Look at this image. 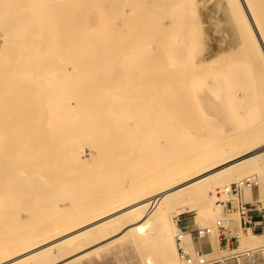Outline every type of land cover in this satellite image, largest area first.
I'll return each mask as SVG.
<instances>
[{
  "label": "bare ground",
  "instance_id": "6f19581e",
  "mask_svg": "<svg viewBox=\"0 0 264 264\" xmlns=\"http://www.w3.org/2000/svg\"><path fill=\"white\" fill-rule=\"evenodd\" d=\"M136 1L138 2V0H0V35L3 39L2 47H0V56L3 62L1 64L0 61V77L2 79L8 77L7 79L12 81L11 86H13L14 83L19 84L20 80L24 81L26 78L21 79L23 77H19V81H17L18 78H15L14 82L11 77L31 74L35 68L36 73H38L40 69V77L36 75L39 77V79L37 78L38 81L41 79L40 91L38 90L41 93L38 96H42L43 93H46V95L49 93V97L47 96V98L46 96L43 97L45 94L42 97L39 96L40 99L43 98L41 102L44 105L41 103V106L38 105V108L36 107L39 102L34 101L33 95L27 97L30 101L32 99L31 102H38L35 105L36 107H34L35 109L32 106L31 112L27 113L25 112V108L24 111L17 104L21 102V99L16 101L17 103L13 101L14 99H10L14 102V105H18L17 112L12 108L14 105H8L11 101H8L9 98L6 94L7 88H10L7 79L5 82H7L6 86L8 87H4L5 90L2 88L0 90V158H3V160L0 159L3 162H0V209H3V211L0 210V218H2L1 212H4V216L7 215L6 217L10 215V220L6 217L7 220L2 218L3 220L5 219V226H2L3 222H0L2 224H0V264H68L75 259L87 255L92 250L114 245L118 240L121 242L130 241L139 243L145 253L150 250V255L147 257H145L147 253H143L144 264H181L175 246L176 227L178 224L176 220H172V214L175 213L176 209L179 208L182 213L190 211L205 212L210 216L219 207L214 202L216 198L210 195V192H214L216 185L224 186L225 182L233 178L237 179L238 176L242 177L245 174L248 175L249 172L259 173L262 171V164H264V131L250 132L252 139L248 144H243L242 141L233 143L231 140L217 144L216 141L210 142L208 136L202 138L201 135H206L205 132L201 131L204 129L203 127H200V130L196 128L194 130L192 127L195 117L198 118V116L194 115L192 110L196 107L193 105L194 108L190 107V99L185 97V94L188 93L193 81L208 74L210 67L216 65H219V67L225 65L224 67H226L227 63H223V56L220 59L215 58L211 60L210 63L213 64L210 67L203 68L193 66L191 63L192 58H190L193 54L187 55L188 57L184 55L186 59H189L190 66H193V69H189L187 66L192 71L189 72V75L187 74L189 77L186 74L183 75L184 79L181 77V73L179 77H177L178 74H172L178 78L177 81L171 75L169 79V73L167 75L165 72V68H172L173 73H177L178 62L181 61L180 58L184 59L179 56V45L174 44V42L168 43V41L164 40L167 34L165 31L167 28H172L173 33H175L172 35L177 38V42L175 43L186 44L184 43V41L186 42L185 39H188L192 34L187 29L186 35L189 33L190 36L185 38V27L190 25L191 30L193 28L191 25L192 18H188L191 13L186 11V14L189 13V15L185 14L187 16L186 20H190L191 23L188 25L186 24V20H184L186 23L183 22V19L186 18L183 10L185 11L193 7L188 5L189 8L185 9L186 5L189 2L191 3V0L185 4L183 3L186 0H183L184 2L180 0L183 3L178 0H148V2L140 0L139 3L141 4V1L145 2L142 8L136 4ZM177 2L182 3L184 9ZM227 2H229L232 14L236 18V24L239 28L238 30L241 31L242 40L245 41L248 49L250 48L249 50H245L246 53H244L245 51L242 46L241 52L238 50L237 53L239 54L240 52V54L243 53L246 56L250 52L248 55L250 56V60L248 59L247 61L257 62L256 65L252 64L256 73V76L254 73V80L259 82L260 89H264V0H227ZM128 7L130 8L129 11L126 10ZM146 7L149 11H146ZM179 7H181L182 11H180ZM137 8H140L142 11L144 9V12H146L139 11L137 13V10H139ZM175 8H178V10H175ZM179 11L183 14V19L181 15V18L179 17L180 19L178 20L177 12ZM138 14L140 16L144 14L143 18L141 19ZM163 19L167 21L164 24L162 23ZM145 20L149 21L148 23H146L147 21L144 23L148 26L150 25L151 29L149 30L151 32L145 29L148 27L146 24H144L146 27L139 24V26L142 25L144 27L148 34H142L145 31L142 27H139V30L142 29L143 32L140 30L138 31V35H136L134 32H137L135 30L137 24ZM178 22L186 24L183 30L184 33L180 32L179 25H182ZM160 28L162 31H160ZM162 32L165 35L161 34ZM139 34L142 37H138ZM170 37H172L171 34ZM170 37L168 40H171ZM183 37L185 38L184 40L182 39ZM172 41L175 40L172 38ZM190 41L191 39L189 38L188 42L190 43ZM194 41L195 39L191 42L193 46ZM191 43L189 46L185 45L182 48L190 51ZM191 50L193 49L191 48ZM186 51L184 52L187 54L188 52ZM231 54L235 55V52ZM180 55H183V52ZM3 56L5 57V61L3 60ZM231 59L229 63H231ZM240 60H244L243 57ZM8 62L10 63L3 68V64H7ZM145 62L149 64L150 69L149 71L144 70L146 74H151L152 76L150 75L151 77H147V79L145 75L141 76L143 78L140 79L138 73L141 74L140 72L142 71L140 70L144 68ZM235 62L232 64L234 67L236 65ZM238 62L239 66H242L240 65L241 61L238 60L236 63ZM137 63L145 64L142 69L139 66V70H136ZM180 63L184 64L183 61ZM189 63L186 62V64ZM247 65L244 67L247 68ZM184 66L186 67L185 64ZM236 67L239 69L238 65ZM172 69L168 70V72H172ZM222 69L220 70L221 73H223ZM132 70L135 71V74L138 73L135 75ZM228 70L229 68L226 67V71ZM41 71H43V74ZM178 71L180 72V69ZM203 71L205 72L203 73ZM185 72L188 71L186 70ZM191 72H195L196 77L194 73L192 76L196 80L192 79ZM206 72L207 74H205ZM129 74L130 77L128 78ZM155 74H161L166 79L163 76L161 77V75L160 79ZM228 74H232V71ZM108 75L109 78H117V81L115 79V83H110L107 79ZM32 77L34 78V76ZM131 77H133V81L131 80L130 85L123 89L128 95L125 96V93L123 94L124 91L121 92L123 85H119L122 79L128 83ZM155 77L159 80L156 83H160V87L159 84L156 85L157 88L159 87L157 89L159 95L156 91V95L159 98L155 96V101L157 100L156 103H158L152 105L151 109L149 108V103H155L153 100ZM180 77L182 81H178L181 80ZM229 77H232V75ZM48 78L54 79L53 84H50L51 81ZM143 80L147 81V84L144 85H151L149 87L150 93L147 92V94H150L149 97L147 96L148 101L150 99L148 103L146 102L147 99H144L146 95L145 90H147L146 86L143 88L141 86L144 83ZM161 80L164 83L162 89H160L162 85ZM254 80L252 81L254 82ZM43 81L45 82L43 83ZM137 82L142 83L139 88H142V92L144 90L145 93L140 92L141 90L137 91L136 86H139ZM23 83L19 85L21 89L17 88L18 84L14 85L17 91L19 89H29ZM32 83L35 84L33 80ZM34 84L33 86H35ZM43 84L48 86L54 85L55 87L53 86V88L55 89H51V91L53 90L52 92L50 91L51 93L49 92L50 89L47 90L48 92H43V89H48L44 87L46 85L42 86ZM230 84L232 83L230 82ZM2 85L4 84L2 83ZM24 86L27 88L25 89ZM9 88L8 90L13 89ZM15 88L11 91L12 93L16 91ZM31 89L33 90L34 88L31 87ZM8 90V94L11 93ZM38 91L33 90L32 94L33 92L39 93ZM28 92L30 91L28 90ZM137 92H139L138 95L140 97H142L141 93L143 94L141 98V102L143 101L142 105L144 106V102L147 105L149 104L148 106L145 105L147 108L144 106L146 109L142 110L143 113L139 111L141 115H148L150 113L149 109L153 112L155 110L153 106H156V109L159 108L158 111L164 107L161 109L160 114L156 113L155 110L154 115L150 116V121L148 119L146 121L149 122H145L146 124H150L151 120L155 121L156 113L158 116L160 115L158 120L162 126L155 127L156 129L151 128V130L147 127L148 130H146L144 125L141 127L145 130L138 126L149 115L144 118L141 116L143 119L141 118L142 120L140 119L141 122H139L136 116L138 110L136 111L134 108L133 110L129 109V106L135 103L132 98L138 100ZM229 92L231 93V91ZM15 94L24 95V97L27 95L24 94V91L23 94L22 91L20 93L15 92L12 96ZM30 94L31 92L28 95ZM50 94L52 95L51 97ZM121 94L125 97L121 96ZM38 96L35 98L36 100H38ZM255 97H258V95ZM251 101H253L252 98ZM31 102L29 108L31 107ZM130 102L132 103L129 105ZM190 103H192V100ZM8 106L12 107L9 108ZM139 106L140 108L142 107L141 105ZM8 109L13 112L10 111L12 112L10 114ZM162 111H165V117L162 116L163 114L161 115ZM14 112L17 114L15 115L16 117L14 116ZM161 116L166 120L163 123L167 122V125L173 123L174 128H172V124L170 126L171 130L173 129L172 135L174 138L167 137L171 131L170 126H166L160 121ZM153 117L155 118L153 119ZM138 118H140V115ZM125 119L129 120V122L132 121L134 127L131 128L133 130L137 126L140 127L141 130H135L141 133L144 132V136L146 131L149 132L154 129L160 134H155V136H162L160 139L163 143L161 148H159V143H156L159 141V137H155L156 139L153 137L156 140L153 147V145H149L152 141L147 138V134V137H144L139 132L141 138L148 139L146 143L149 140L151 141L149 144H145L148 146V148L145 147L149 152L144 151L143 154L139 149V154L142 153L146 157L150 156V158H152L151 156H155L152 161L150 160L149 165H144V157L136 154L138 148L137 150L134 149L138 146L137 143H140L142 140L137 138L138 142L135 141V145L133 144L134 146H132L133 140H126L122 136L125 133L122 132L123 130L121 131L123 128L120 121ZM127 120H125V123L123 122L125 128ZM155 122L159 125L158 121ZM152 123L153 125L150 124L151 126H156L154 122ZM195 123H199H197V119ZM118 124L121 127L119 130L122 132V135H120L119 130L115 129L113 131L114 136H116V130L119 136L114 138L111 132L113 128L107 129L106 127L108 126L109 128L114 125L112 127L115 128ZM196 124L195 126H197ZM199 126H202V124ZM159 127L167 128L164 129L166 131H163ZM159 129L164 133L162 132L161 134ZM108 130H111V133ZM104 133L105 135H108L107 133L111 135L106 137L103 135ZM150 133L153 134L154 131ZM131 136L133 138V135ZM103 137H105V140L100 141ZM185 140L189 142L192 140L190 143L186 141V145L189 143V147L187 146L190 148L189 151L187 147L186 149L184 148V142L182 141ZM143 141L145 140L143 139ZM142 143L140 144L142 145ZM179 143L183 145L180 146ZM198 143L200 146L197 145ZM109 144L110 148L113 147L111 155L110 153H106L110 152L107 149ZM152 144H154V141ZM87 145H91L92 154L98 159L97 167L99 171H97L96 175H99V179L102 178L103 172H108L109 168L105 167L108 164L112 166L115 160L118 166L122 165V168L119 169L121 171L124 169L125 171H123L124 174H121L118 169L116 176L119 177L116 181L113 180L114 183L112 182L108 188L99 180L98 183L102 186H98L97 190L100 189V191L98 194L95 193L96 190L95 194L91 192L93 194V197L90 196L91 198H87L86 195V198L82 197L83 192L87 193L86 191L90 187H87L85 190V187L83 186V188L80 185L79 189H84L81 195L83 199L78 200L81 197L76 196L77 199L74 198V188H76H73L72 185L74 179L77 178L78 183L81 184L85 181V184L89 183L92 186L94 183H92L93 181H90V183L88 179H83L85 174H88L85 173L83 175L85 162H82L83 165L81 166L84 170L79 168L82 170V173L78 172L80 174L78 175L79 178L76 177V171L74 172L76 175L74 177H72L74 174L71 176L70 165L76 162L80 163L83 160L82 157L86 153L85 147ZM149 146L152 148L157 146L158 150L162 149L164 155L162 151L161 153L156 151L157 148H155L156 150H152ZM130 147L136 152L130 150ZM138 147L141 148L140 146ZM195 147H197L196 151L192 152L191 150H194ZM174 150L176 151L175 153L172 152ZM184 150L188 152L184 154ZM150 151L159 153L157 155H154V153L153 155H147L151 153ZM169 152L170 155L168 154ZM105 154L108 155L106 156ZM105 156L112 159H109V161L106 159L105 161ZM86 157L88 158V156ZM32 158L34 160H31ZM117 163L112 168L116 167ZM75 166L78 165L75 164ZM92 169L93 167L89 171L86 170L89 173L91 172L87 176H93ZM111 172L112 174L114 173L113 170ZM80 176L82 177L80 178ZM107 176H110V174H107ZM112 177L115 179V173ZM96 186L97 184H95ZM104 186L107 188H105V191L103 190ZM79 189L77 188V192L80 194L81 191ZM2 198L5 200L3 201ZM75 201L78 203L76 204ZM3 205H5L6 210L1 208ZM48 207H51L50 210L55 209V211H49ZM178 231L180 232L181 229L179 228ZM92 233H97V235L92 239H88ZM187 233L189 232H182V243H184L187 249L193 251L194 242L191 234L189 233L190 241L184 240ZM262 237L263 235L252 234L250 236L244 235L241 238L250 247L247 251H255L264 248V238L262 239ZM212 243L213 252H215L218 250L217 240L213 239ZM240 248L247 247L241 246ZM229 251L234 253L237 250L229 249ZM96 254L98 255L97 252ZM207 254L208 256H212L216 253Z\"/></svg>",
  "mask_w": 264,
  "mask_h": 264
},
{
  "label": "rangeland",
  "instance_id": "374dc122",
  "mask_svg": "<svg viewBox=\"0 0 264 264\" xmlns=\"http://www.w3.org/2000/svg\"><path fill=\"white\" fill-rule=\"evenodd\" d=\"M139 1L140 0H138V2L136 1V4L140 7V8H142L143 7V4L145 3H143V1H141L142 2V4L141 3H139ZM147 2H148V0H146ZM178 1H180V0H178ZM183 1V0H182ZM182 1H180V2H182ZM190 0H186V2H182L183 4H185V3H187V2H189ZM192 1H193V3H192ZM205 1H207V2H205ZM180 2H177L178 3V5L179 6H181L182 7V9H184L183 8V6H182V3H180ZM209 2V3H208ZM192 3V4H191ZM191 3L189 2L187 5H186V7H185V9L186 8H189L188 7V5L190 6H193V7H191V8H193V9H188V10H183V14H184V16L186 17V18H184L183 19V14L182 13H180V11H182L181 10V7H179V9H180V11L179 12H177V16H178V20L182 17V19H183V22H185L184 20H186L187 19V16L189 15V13H191L190 14V16L188 17L189 19H191L192 20V23H191V21L189 22V21H187L186 20V24H188L189 25V23H191V25H192V30H191V26L189 25V26H187V27H185L186 26V24H182V22L180 23V22H178V23H180L182 26H183V29H182V26H180L179 25V30H180V32H183V30H184V27L186 28V30L183 32L184 34H185V38H188L187 36H190L189 35V33H188V35H186V31L188 32V30L187 29H189V32H190V34H192L189 38L191 39V41H190V43L192 42V40H194L195 39V41H194V46H193V43H191V48L193 49V50H191V48H190V51H186L185 49L186 48H182V47H184L185 45H188L189 46V42H188V40H189V38L188 39H185L184 37L182 38L183 40L185 39L186 40V42L184 41V43H186V44H184V45H182L181 43H175V42H177V38H176V36L174 37V35H172V34H175V33H173V29L172 28H167V30L165 31V32H167V34H166V37H164V40L165 41H168V43H173L174 42V44H176V45H179L180 47L178 48V51L182 54V52H183V55H180V53H179V56L180 57H183L184 59H182V58H180V62H182L183 61V63L186 65V67L184 66V64H181L180 62H178V66L180 67H178L177 69L179 70L180 69V72L177 70L176 72L177 73H173V69L172 68H165V72H166V74L168 75V73H169V79H170V75H171V77H173V79H176V81H177V77H179V74L181 73V77H183V79H184V76L183 75H189V72L190 71H192V70H189V69H193L192 67L194 66H196V67H203V68H206V67H210V65H212L213 63H210L211 62V60H213V59H215V58H221L222 56H223V63L224 64H226V67L227 68H229V70L228 71H226V67H224L225 65H223L222 67L220 66L219 67V65H216V66H214V67H210L209 68V70L210 71H208V74H207V72L205 73V74H207V75H205V76H201L200 78H198L197 80L192 76L193 75V73H194V76H195V72H191L190 73V75L192 76V79L194 78L196 81H193L192 82V86L190 87V89H189V91H188V93H186L185 94V97H187L188 99H190V101L192 100V103H190V101H189V104H190V107H193V106H195L196 108H194V110H192L193 111V113H194V115L195 116H198V118H196L195 117V122H196V119H197V123L198 124H196L195 122H194V125L192 126L193 127V129L195 130V128L197 129V130H200L202 127L204 128V129H202L201 131H203V133L205 132V134L206 135H201L202 136V138H206L207 136H208V138L210 139V142H212V141H216V143L217 144H219V143H221V142H224V141H227V140H231V142L233 141V143H235V142H243V144L244 143H246V144H248V143H250L251 142V137H250V132H252V131H255V132H262V131H264V89H260V85L258 84L259 82H257L256 80H254V73H255V70L253 69L254 67L252 66V64L253 65H256L257 64V62L255 63V62H252V61H250V62H248L247 60L249 59L250 60V56H248L249 54H250V52L245 56L243 53H241L240 54V52H241V47L243 46V50L245 51V50H249L248 49V46H246L247 44L245 43V41L244 40H242V37H241V31L240 30H238L239 28H238V26H237V24H236V18L233 16L234 14H232V8H231V6H229V2H227V0H191ZM177 5V6H178ZM137 6V7H138ZM176 6V7H177ZM140 8H137V9H139V10H137L138 12L137 13H139V11H141V12H143V13H145L146 11H149V9L146 7V11L144 12V9H143V11L142 10H140ZM194 8H195V10H194ZM126 10H130V8L128 7ZM175 10H178V8H175ZM193 10V11H192ZM186 11L187 12H189V13H187L186 14ZM195 11V12H194ZM170 12V11H169ZM141 14V13H140ZM140 14H138V16L142 19L143 17V15L144 14H142L141 16H140ZM187 16H186V15ZM146 15V14H145ZM182 15V16H181ZM181 16V17H180ZM138 17V18H139ZM180 17V18H179ZM194 17V18H193ZM140 19V20H141ZM145 19H147L146 17H145ZM166 19V18H165ZM165 19H163L164 21L162 22L163 24H164V22H167ZM182 19H181V21H182ZM235 19V20H234ZM147 21V22H146ZM143 22V23H142ZM144 22H146V23H148L149 21L148 20H145V21H141V23L139 22L138 24H137V26H136V31L137 32H134L136 35H138V31H140V30H142V29H144V27H146V23H144ZM199 23V24H198ZM139 24H142L144 27H142V25H140L139 26ZM144 24H146V25H144ZM163 24H161V25H163ZM198 25V26H197ZM148 26V25H147ZM139 27L141 28L142 27V29H140L139 30ZM159 27V26H158ZM190 27V28H189ZM161 28H162V26H161ZM160 28V31H162V29ZM146 30L148 29H151L150 28V25L148 26V27H146L145 28ZM144 29V31L145 32H143V30H142V34H144V33H146V34H148V32H151L150 30L147 32L146 30ZM159 29V28H158ZM163 31V32H164ZM161 33V34H163V35H165V33ZM172 32V33H171ZM183 33H181V34H183ZM193 33H194V35H193ZM170 34H171V36L172 37H170ZM168 35H169V37H170V39L171 40H168L169 39V37H168ZM142 37V35L141 34H139V36L138 37ZM183 36V35H182ZM194 36H195V38H194ZM0 37H1V35H0ZM192 37V38H191ZM172 38H173V40H175V41H172ZM194 38V39H193ZM140 40V39H139ZM170 41V42H169ZM198 41V42H197ZM243 41H244V43H243ZM3 42V39H2V37L0 38V47H2V43ZM187 43H189V44H187ZM243 44H245V45H243ZM170 45H172V44H170ZM188 46H186V47H188ZM245 47V48H244ZM1 49V48H0ZM187 49H189V48H187ZM238 50H240V52H239V54L237 53L238 52ZM242 50V52H244ZM182 51V52H181ZM184 51H186V52H190L189 54L187 53H185ZM193 52V53H192ZM235 52V55H233V54H231V53H234ZM230 53V54H229ZM244 53H246V51L244 52ZM191 54H193V56L191 57L190 55ZM184 55H189L190 56V58H192V60H191V63L193 64V66L191 67L190 65H191V63H189L190 61H189V59H186L185 57H184ZM236 55H238V56H236ZM225 56V57H224ZM226 56H228V57H226ZM188 57V56H187ZM229 57H231V58H229ZM242 57H243V59L244 60H240V58L242 59ZM245 57V58H244ZM0 58H1V56H0ZM224 58H226V59H224ZM5 59V57L3 56V60ZM7 60H8V58H6ZM230 59H231V63H229V61H230ZM236 61L237 59L239 60V61H241V63H240V65H242V66H239V62L238 63H236L234 60ZM184 60H187V61H184ZM226 60V61H225ZM228 60V61H227ZM1 64L3 63L2 62V58H1ZM5 61V60H4ZM8 61H10V60H8ZM232 61H233V63H232ZM186 62H188L189 64H186ZM234 62H235V64L236 65H238V67H239V69H237V67H236V65H235V67H234V65H232V64H234ZM247 62V63H246ZM252 62V63H251ZM6 63V62H5ZM3 64L4 65V67L3 68H5V66H7L10 62H8L7 64ZM146 63V64H145ZM144 64H145V66H144V68H143V65L144 64H141V63H137V66H136V64H135V66L137 67V69L136 70H139L138 68H140L141 67V69L142 70H140V71H142L143 72V74H142V72H140L141 74H139L138 72V76H139V78L140 79H142L141 78V76H145L146 78L147 77H151L149 74H146V71H149V69H150V67L148 66L149 64L147 63V62H145ZM245 63V64H244ZM251 63V64H250ZM182 66H181V65ZM247 64H250V65H247ZM205 65V66H204ZM227 65H229V66H227ZM246 65H247V68H245L246 67ZM140 66V67H139ZM165 66V65H164ZM189 67V69H188V67ZM232 66V68H230ZM245 66V67H244ZM248 66H250V67H248ZM1 67V68H2ZM148 68V69H146V68ZM182 67H183V69H182ZM225 68V70H224V68ZM212 68H214V69H212ZM223 68V69H222ZM252 68V69H251ZM36 69V68H35ZM35 69L32 71V73L31 74H26L25 76L23 75V76H16V77H11L13 80L16 78H18L17 79V81H19V77H23V78H21V79H25L24 81H22V80H20L19 81V84L17 85V84H13V86H11L12 85V81H9L7 78L8 77H6V78H1L0 77V90H2V89H4V87H8V86H6V83L7 82H5L6 81V79H7V81H9L10 82V84H9V82H8V85L10 86V88L9 89H11V88H13V89H11V90H8V88H7V90L9 91V92H11L12 90H14V88L16 87H14V85H17V88L19 87L20 89H21V87L19 86L20 85V83L22 84V82H24L23 84L25 85L26 84V86L29 88L28 90L31 92V94L30 95H28L30 92H28V90H24V89H22V90H16L17 88H15V92H19L20 93V91H22V94H23V91H24V94L26 95V97H24V95L22 96V95H17V94H15V95H13L12 96V94H14L15 92L13 91V93L11 94V93H9L8 94V92H7V90H6V94H7V97L9 98L8 99V101H11L10 99H14L13 101H15V103H17L16 101H19L20 99H21V102H18L17 104H19V108L21 107L22 109H26V111H25V109H24V111L25 112H27V113H30L31 112V109H33L34 107H36L35 105L37 104V107L36 108H38L39 106H41V100L43 99H40L39 98V96H41V95H39L38 96V94H40L41 92H39L40 91V80L38 81V79H39V73H40V69L38 70V73H36V71H35ZM134 69V70H135ZM146 71H145V70ZM167 69V70H166ZM170 69H172V72H171V74H170V72H168V70H170ZM185 69V70H184ZM218 69V70H217ZM222 69V72L223 73H221V70ZM243 69V70H242ZM23 70V69H22ZM134 70H132V72H133V74H135V71ZM144 70V71H143ZM188 71V72H185L184 73V71ZM212 70H214V71H212ZM225 71V73H224V71ZM245 70V71H244ZM218 71V72H217ZM232 71V74H228L229 72H231ZM239 71H240V73H239ZM42 72V74H43V71H41ZM145 72V73H144ZM205 71H203V73H204ZM210 72V73H209ZM214 72V73H213ZM220 72V73H219ZM227 72V73H226ZM243 72V73H242ZM252 72V73H251ZM36 73V74H35ZM136 73V74H137ZM248 73V74H247ZM130 74H132V73H130ZM130 74H129V76H128V78L130 77ZM133 74H132V76H133ZM135 74V75H136ZM172 74H178L177 75V77L175 76V75H172ZM212 74V75H211ZM244 76H243V75ZM259 74V73H258ZM27 75H29V76H27ZM36 75H38V76H36ZM149 75V76H148ZM155 75H157V74H155ZM161 75V74H160ZM160 75H157V77L158 78H160ZM187 75V76H188ZM197 75V74H196ZM232 75V77H229V76H231ZM32 76H34V78L32 77ZM163 75H161V77H162ZM190 76V77H191ZM206 76H208V77H206ZM228 76V77H227ZM255 76H256V73H255ZM157 77H155L156 79H157ZM164 78H165V76H163ZM181 77H180V79H181ZM189 77V76H188ZM196 77V76H195ZM210 77V78H209ZM243 77H244V79H243ZM38 78V79H37ZM41 78L43 79V77L41 76ZM114 77H110L109 78V75H108V77H107V79L109 80V82L110 83H115L114 82V80L116 79V81H117V78H114ZM138 78V77H137ZM136 78V79H137ZM164 78H162L163 80H164ZM168 78V77H167ZM207 78H209V79H207ZM15 79V80H16ZM51 82H50V84H53L52 82H53V78H48ZM66 79H68V78H66ZM110 79H112V80H110ZM148 79V78H147ZM154 80L155 81V83H154V86H153V92L155 93L154 94V101H155V96H157L156 95V93L158 92V88L160 87V83H158L159 84V87L157 88L156 87V85H158L157 83H156V81H159L158 79L157 80ZM161 79V78H160ZM166 79V78H165ZM232 79V80H231ZM15 80H14V82H15ZM27 80V81H26ZM32 80H33V82H35V84L34 83H32ZM44 80V79H43ZM69 80V79H68ZM129 80V79H128ZM133 81V77H131V79L128 81V83H126L123 79H122V81H124L123 83H122V81H121V84L119 85V86H121V85H123L121 88H122V91L121 92H123V94L125 95V96H128L127 94H126V92H125V90H123L124 88H126L127 86H129L130 84V81ZM135 80V79H134ZM138 80V79H137ZM252 80H254V82L252 81ZM29 81V82H28ZM113 81V82H112ZM139 81H141V80H139ZM144 81V83L142 84V83H139V82H137V83H139L138 85L139 86H136L137 87V91H139V90H141L140 92H142V88L144 87V86H146V89L147 90H145L146 91V93H145V91L143 90V92L146 94L145 96H144V99L146 98L147 99V96L149 97V95L150 94H147V92H149L150 93V91H149V87H151V85L149 84V85H144V84H147V81H145V80H143ZM148 81H150V80H148ZM162 81V80H161ZM178 81H182V79L181 80H178ZM39 83V85H38V83ZM45 81H43V83H44ZM136 82V81H135ZM134 82V83H135ZM146 82V83H145ZM165 82V81H164ZM230 82L232 83V84H230ZM254 84H253V83ZM255 82H256V84H255ZM2 83L5 85H2ZM42 83V82H41ZM125 83H126V86L124 87V85H125ZM229 83V84H228ZM33 84L35 85V86H33ZM140 84H142L141 86H142V88H139V87H141L140 86ZM162 85H161V88L160 89H162L163 88V85H164V83H163V81H162V83H161ZM215 84V85H214ZM38 85V86H37ZM44 85H46V84H43L42 86H44ZM137 85V84H136ZM244 87H243V86ZM26 86H24L25 87V89L27 88ZM54 86V85H53ZM53 86H48V85H46V86H44L45 88L47 87L48 89H46V90H44L43 89V92L45 91H47V90H49V92L51 91V89H55V88H53ZM148 86V87H147ZM220 86V87H219ZM24 87H22V88H24ZM31 87L32 88H34L33 90L34 91H38L39 93H37V92H33V94H32V89H31ZM50 87V88H49ZM55 87V86H54ZM217 87V88H216ZM230 87H231V90H230ZM248 89H246V88ZM2 88V89H1ZM257 88H258V90H257ZM159 89V90H160ZM250 89H252V90H250ZM256 89V90H255ZM5 90V89H4ZM150 90H151V88H150ZM262 90V91H261ZM27 91V93H25ZM41 91H42V87H41ZM53 91V90H52ZM51 91V92H52ZM157 91V92H156ZM229 91H231V93L229 92ZM248 91V92H247ZM5 92V91H4ZM48 92V91H47ZM50 92V93H51ZM142 92V93H143ZM251 92V93H250ZM258 92V93H257ZM34 93H36L35 95H34ZM53 93H55V92H53ZM141 93V95H142V97H143V94ZM43 94H45L44 96H43ZM42 94V96L43 97H45L46 96V98H47V96L49 97V93H47V95H46V93H43ZM139 94V92H137V95ZM252 94V95H251ZM31 95H33L32 96V98L34 99V101H38V102H36V103H34V102H31L32 101V99H31V101H30V99L28 100L27 99V97H29V96H31ZM158 95H159V92H158ZM228 95H231V96H228ZM256 95H258V97H255ZM38 96V100H36L35 98ZM41 96V97H42ZM52 95L50 94V97H51ZM121 96H123L122 94H121ZM125 96H123V97H125ZM252 96V97H251ZM140 96L138 95V100H139V102H138V100L137 99H134V98H132L134 101H135V103H133V105L131 104L132 102H130L129 103V105L128 104H126V105H128L129 106V109H132L133 110V108L139 113V111H141V113H143V111L147 108V106L149 105L150 107L149 108H151L152 109V105H155V104H157L156 103V101H155V103H149L148 105L146 104V102L148 103V102H150V99H149V101H148V99H147V101L146 102H144L143 104H144V106L145 105H147V106H145L146 108H144V106L142 105V102H141V98L142 97H140ZM25 98V99H24ZM136 98V97H135ZM157 98H159L158 96H157ZM156 98V99H157ZM251 98H252V100L253 101H251ZM17 99V100H16ZM28 100V101H27ZM159 100V99H158ZM13 101H11V103H9L8 105H14V102ZM133 101V102H134ZM145 101V100H144ZM153 101V102H154ZM30 102H31V107L29 108V106H30ZM44 102V101H43ZM138 102V103H137ZM251 103H253V104H251ZM17 104H15V105H17ZM34 104V105H33ZM43 104V103H42ZM141 105L142 107L140 108V106L139 105ZM255 104H256V106H255ZM14 105V107H16V108H14V107H12L13 109H15V112H17L18 111V105L17 106H15ZM20 105H22V106H20ZM26 106V107H24V106ZM39 105V106H38ZM44 105V104H43ZM193 105V106H192ZM254 105V106H253ZM32 106H33V108H32ZM127 106V107H128ZM238 106V108H236ZM9 108H11L10 106H8ZM139 107V108H138ZM156 107V106H155ZM154 106H153V109H155L156 110V113H158V114H160V112H161V109L162 108H164V107H162V108H160V111H158V109L159 108H155ZM20 108V109H21ZM193 108H191V109H193ZM19 109V110H20ZM35 109V108H34ZM141 109V110H140ZM144 109V110H143ZM151 109H149V111H150V113L148 112V110H146V112L147 113H149L148 115H149V117L146 119L145 118V121L143 120L142 121V124H139L138 126H142V125H144V128L146 129V130H148L147 128H150V130H151V128H158V126H162L161 125V122H159V116H158V114H156L155 113V115H157V116H155L156 117V119H155V121H158L159 122V125H158V123H156L155 121H152L151 120V125H153V123L152 122H154L155 124H156V126H151L150 124H146V123H148L149 121H150V116H153L154 114V111L152 112V110ZM243 109H245V110H243ZM254 109V110H253ZM9 110V109H8ZM143 110V111H142ZM197 110V111H196ZM10 111H12V110H9V112ZM21 111H23V110H21ZM24 111H23V113H24ZM191 111V110H190ZM195 111V112H194ZM247 111V112H246ZM248 111H249V113H248ZM13 112V111H12ZM12 112H10V114L12 113ZM14 112V113H15ZM151 112H152V114H151ZM163 112V111H162ZM137 113V114H138ZM196 113H197V115H196ZM136 114V116H137V119L139 120V122H141V120L144 118V117H146V116H148V115H146V116H144L143 114L141 115L140 113H139V115H140V118H138V116L139 115H137ZM146 114V113H145ZM151 114V115H150ZM163 114V115H162ZM165 111L163 112V113H161V115L163 116V117H165ZM201 116H199V115ZM15 115H17L16 113L14 114V116ZM143 118H142V117ZM161 116V117H162ZM11 117H13L12 115H11ZM16 117V116H15ZM14 117V118H15ZM155 117H153V119L155 118ZM161 118L160 119V121H162V123L163 122H165L166 120H164L165 118ZM199 117H200V119H199ZM13 118V119H14ZM142 118V119H141ZM202 118V119H201ZM128 119V118H127ZM127 119H125V120H127ZM141 119V120H140ZM149 119V121H146V120H148ZM200 121H199V120ZM12 120V119H11ZM10 120V121H11ZM125 120H122V121H120L121 122V124H122V128L123 129H121V131L122 132H124L123 134L124 135H122L121 133L122 132H120V126H121V124H120V126H119V124L118 125H116L115 126V128L114 127H112V126H114V125H112L111 127H109L108 128V126L106 127L107 129H111V128H113L112 129V131L111 130H108L109 132L111 131L112 132V134H113V137L115 138L116 136H119V135H117V133H118V131L117 130H119V132H120V135H122L123 137H125V139L126 140H130V139H132L133 140V143H132V146H134L135 145V141L136 142H138V139L137 138H139V139H141L142 141H143V139L145 140V141H143V143H142V141H140V143H142V145L138 142L137 144H138V146H140L141 148H139L137 145V147L136 148H134V149H136L137 150V148H138V152L136 153V154H139L140 152H142L143 154H144V151H147L148 149V146H146L147 145V143L149 144V142H151V144H149L150 146L151 145H153V147H154V145H155V137H157V135H160L159 134V132L157 131L156 132V128L153 130L154 131V133H153V131H146L145 133L147 134V136H146V134H145V136L148 138V139H150L149 140V142H147L146 143V140L148 141V139H145L144 137V132L143 133H141L140 131H136V130H139L140 129V127H136L134 130L132 129L134 126H133V124H132V121H130L129 122V120H127L126 121V123L128 124V128H127V124H126V128L124 127V123H125ZM201 120H203V121H201ZM12 122V121H11ZM124 122V123H123ZM146 122V123H145ZM200 122H202V123H200ZM204 122V123H203ZM130 123V124H129ZM144 123V124H143ZM167 123V122H166ZM166 123H163V124H165L166 126H170V124H172V128H174V125H173V123H170L169 125H167ZM195 124L197 125V126H195ZM202 124V126H199V125H201ZM148 125V126H147ZM149 126H151V127H149ZM164 126V125H163ZM185 126H188V125H185ZM195 126V127H194ZM117 127V128H116ZM132 127V128H131ZM147 127V128H146ZM198 127V128H197ZM201 127V128H200ZM132 129V130H130V129ZM144 128H142L141 127V129H143V130H145ZM161 130H163V131H166V130H164V129H166L167 127H159ZM170 128V130H171V126L169 127ZM169 128H168V130H169ZM200 128V129H199ZM115 129H117L116 130V136H114V133H113V131H115ZM140 129V130H141ZM159 129V131L161 132V130ZM128 130V131H127ZM158 130V129H157ZM129 131H131L133 134H129V133H131V132H129ZM135 131V132H134ZM162 131V132H163ZM172 131H173V129L169 132V134H170V136H168L167 135V137L168 138H171V137H173V135H172ZM201 131H199V132H201ZM110 132V133H111ZM126 132H128V133H126ZM142 134H140V133ZM150 132H152L153 134H151ZM162 132H161V134H162ZM110 133H107L108 135H111ZM149 133V134H148ZM164 133V132H163ZM137 136H136V135ZM155 134H157L156 136H155ZM264 134V133H263ZM98 135V134H97ZM100 135V134H99ZM104 136H106V137H108V135H105V133L103 134ZM126 135H128V136H126ZM131 135H133V138H132V136ZM140 135L141 136H144L143 138H141L140 137ZM247 135V136H246ZM94 136V135H93ZM130 136V137H129ZM134 136H135V138H134ZM206 136V137H205ZM100 137V136H99ZM101 137H102V134H101ZM111 137V136H110ZM155 139H154V138ZM159 137V136H158ZM157 137V138H158ZM93 138V137H92ZM96 138V137H95ZM112 138V137H111ZM119 138V137H118ZM128 138V139H127ZM162 138V136L161 137H159L158 139H159V141H158V139H157V141L158 142H156V143H159V145H160V147L159 148H161V145H163V143H162V140H160ZM174 138V137H173ZM97 139H100V138H97ZM108 139H110V138H108ZM108 139H106V141H108ZM102 140H105V137H103V139H100V141H102ZM153 141H154V144H152L153 143ZM186 141H188V140H185V141H182V142H184V148L186 149V147L188 146L189 147V143L192 141H188L189 143H188V145H186ZM110 142V141H109ZM195 142V141H194ZM193 142V143H194ZM105 143V142H104ZM107 143V142H106ZM131 143V142H130ZM134 144V145H133ZM146 144V145H145ZM180 144V143H179ZM178 144V145H179ZM232 144V143H231ZM240 144H242V143H240ZM245 144V145H246ZM130 145V144H129ZM159 145H157V146H159ZM177 145V146H178ZM181 145H183V144H180V146ZM192 145V144H191ZM198 146H200L199 145V143L197 144ZM131 146V145H130ZM145 148H144V147ZM149 146V148H152V147H150ZM157 146H155V148H157ZM91 147V145H87V147H85V155L86 156H88V158L84 155L83 157H82V161H80V163H75L76 165H78V166H75V164H72V165H70V169H71V176L72 177H74L76 174H77V176L76 177H78V175H80L79 173H82L81 171L82 170H80L79 168H81V169H83L81 166L83 165L82 164V162H85L84 164H85V166H84V168H85V171H83V175L85 174V173H88V174H91V172L89 173V172H87L86 170H90V168H92L93 167V169H92V174H93V176H94V178H93V176L91 175V176H87L86 174H85V177L83 178L84 180H89V182L90 181H93L92 183H94L92 186H91V184L89 185V183L88 184H85V181L84 180H82V181H84V182H82L83 184H81V183H78V181H77V178L76 179H74V178H72V179H74V181L72 182V185H73V188L74 187H76V188H74V190H75V199H77V197L76 196H78V197H81V195H82V191H84V187H85V190H86V188L87 187H90L89 189H90V191H89V189L86 191L87 193H88V191H89V193H88V195H87V193H85V191L83 192V195H82V197L84 196V198H88V197H90V196H92L93 197V194H98V192L100 191V189L99 190H97L98 189V186L99 187H101L102 185H100V183H98V181L100 180V182L101 183H104V185L105 186H107V188H108V186L110 187L111 186V183L113 182L114 183V181L113 180H117V178L119 177V176H116V174H118L117 172H118V169L120 168H122V165L120 164L119 166H118V163H117V161L115 160H112V161H114L115 163H117L116 164V167H113L112 168V166L114 165L115 166V163H113V165L112 166H110V164H106L108 161H109V157H106L108 154H105L106 156L104 157L105 159V161H106V159L108 160L105 164L107 165L105 168H107L108 170V172H103L104 174H102V176H101V174H100V176L103 178V180H102V178L101 179H99V175L97 176L96 174L98 173L97 171H99V168L97 167V164H98V159H96V157L95 156H93V154H92V148H90ZM110 148V144L107 146V149L108 150H110V152L108 151V152H106V153H110V155H111V150L113 149V147L112 148ZM187 147V149H188V151H189V149L190 148H188ZM192 147V146H191ZM90 148V149H89ZM131 149L130 150H132V151H134L133 149H132V147H130ZM144 148V149H143ZM155 148H152V150H156ZM159 148H157V150L156 151H159L160 153H161V151H162V149H160V150H158ZM176 148H178V147H176ZM115 149V148H114ZM139 149H140V152H139ZM170 149H172V148H170ZM196 149H197V147H195V149L194 150H191L192 152H194V151H196ZM151 150V149H150ZM173 150V149H172ZM183 150V149H182ZM91 151V152H90ZM107 151V150H106ZM113 151V150H112ZM127 151V150H126ZM155 151V152H156ZM170 151V150H169ZM180 151H181V148H180ZM188 151H185L184 150V154H186V152H188ZM190 151V152H191ZM125 152V151H124ZM134 152H136V151H134ZM147 152H149V151H147ZM146 152V153H147ZM151 153H148L147 155H149V154H152L153 155V153L154 152H152V151H150ZM159 152H156V153H154V155L156 154L157 155V153H159ZM163 152V151H162ZM173 153H175L176 151L174 150V151H172ZM89 153V154H88ZM113 153V152H112ZM139 154V155H142L143 157H144V160L145 161H143V162H145V164L144 165H149L150 164V160L152 161V159L155 157V156H151L152 158H150V156L149 157H146V155H143V154ZM177 153H178V151H177ZM183 153V152H182ZM163 155H164V152L162 153ZM169 155H170V152L168 153ZM109 155V156H110ZM162 155V156H163ZM2 157V156H1ZM113 157V156H112ZM93 158H95V159H93ZM114 158H115V156H114ZM147 158V159H146ZM1 160H3V158H0ZM51 159V158H50ZM86 159V160H85ZM88 159V160H87ZM112 159V158H111ZM110 159V160H111ZM117 159V158H116ZM0 160V162H2ZM31 160H34L33 158L31 159ZM118 160V159H117ZM149 160V161H148ZM87 161V162H86ZM119 161V160H118ZM148 163H147V162ZM29 162V161H28ZM89 162V163H88ZM3 163V162H2ZM123 164V163H122ZM2 165H4V164H2ZM80 165V166H79ZM89 166H92V167H89ZM262 166H263V168H261L262 169V171L261 172H249V173H251V174H249L248 173V175L247 174H245V175H243L242 177L241 176H238L237 177V179L236 178H233L232 180H229L228 182H225L223 185L225 186V185H227V184H229V183H233V182H237V181H239V180H241V179H244V178H246V177H253L254 178V180H255V183H256V186H254L253 188H248V189H246L245 190V197H246V200L247 201H249V202H251V203H253L255 206H257V207H259V208H262V209H264V164H262ZM2 167H4V166H2ZM72 167H73V169H72ZM112 169H111V168ZM146 167H148V166H146ZM77 168V169H76ZM117 168V169H116ZM96 169V170H95ZM117 170L116 172H115V170ZM119 169V171L121 172V174H124L123 173V171H125L124 169H122V171ZM80 170V171H79ZM84 170V169H83ZM93 170H94V173H93ZM113 170V172L115 173V179H113V174H112V171ZM76 171V174L74 173ZM105 171H106V169H105ZM111 173H110V172ZM79 172V173H78ZM106 174V175H105ZM107 174H110V176H107ZM121 174H120V176H121ZM2 176V175H1ZM82 176H80V178H81ZM91 179H90V178ZM98 177V178H97ZM107 177H109V178H107ZM110 177H112V178H110ZM79 178V177H78ZM93 178V179H92ZM98 180H97V179ZM107 180H106V179ZM104 179H105V181H108V182H106L105 183V181H104ZM75 180H76V183H75ZM94 180H95V182H94ZM111 180V181H110ZM91 183V182H90ZM109 183H110V185H109ZM87 185V186H85V185ZM95 184H97V188L95 187ZM106 184H108V185H106ZM77 185V186H76ZM84 186L83 188H81V190L79 189V186ZM104 186V188H103V190L105 191L107 188ZM94 187H95V189H94ZM221 187H223V186H219V185H216L215 186V188H214V192L212 193V192H210V195L212 196V197H215L216 198V191H217V189H219V188H221ZM77 188L79 189V191H81V193L79 194V192H77ZM91 188H92V190H91ZM106 188V189H105ZM83 189V190H82ZM102 189V188H101ZM95 190H96V192H95ZM102 190V191H103ZM93 194H92V193ZM95 192V193H94ZM14 193V192H13ZM85 193V194H84ZM213 194V195H212ZM85 195H86V197H85ZM97 196V195H96ZM78 198V200H80V199H83V198ZM95 197V196H94ZM91 198V197H90ZM3 199V201L5 200L4 198H2ZM214 202L216 203V199L214 200ZM5 203V202H4ZM3 203V204H4ZM75 203L77 204L78 202H76L75 201ZM53 207V206H52ZM1 208H4L5 210H6V208H5V205H3V206H1ZM49 209V211H55V209H52V210H50V208L51 207H48ZM218 210H216L212 215H207L205 212H199V211H190V212H187V213H182V212H180V210H179V208H177L176 209V211H175V213H177V214H172V220H176V219H178L179 220V223H178V225H177V227H176V234H178L179 233V228L183 231V232H189L190 234L192 233V230L193 229H195L196 227H200V228H203V227H214V225H215V222H216V220L217 219H219V218H222L223 217V215H224V211H223V208L222 207H218L217 208ZM1 210V209H0ZM178 210V211H177ZM1 211H3V209L1 210ZM53 211V212H54ZM172 211H174V210H172ZM52 212V213H53ZM180 212V213H179ZM3 213V214H2ZM4 212H1V217L2 218H5L7 215H5L4 217ZM233 223H232V226L230 227V234L231 235H236V236H238L239 237V240H238V242H234V244L232 245V247L231 248H229V249H236L237 251L236 252H234V253H232V251H229V249L227 248H225V247H223V246H220L218 243H219V231H218V229H216V228H214V230L212 231V240L213 239H216L217 240V247H218V250L217 251H215V252H213L214 250H212L210 253H216V254H214V255H212V256H209V258L210 259H223V258H232V264H264V248H261V249H259V250H253V251H247V249H249L250 247H249V245L248 244H246V242H243V239L241 238L242 236H244V235H246V236H250V235H252V234H256V235H263V237H262V239L264 238V231H251V230H249V231H244V230H242L241 229V227H240V223H239V221H240V218H239V216L238 215H236V214H234L233 216ZM2 218H0L1 220H0V222H3V225L2 226H5V219L7 218H9V220H10V215H8V217H6L4 220L2 219ZM6 219V220H7ZM8 224V223H7ZM183 226H188V229H183ZM97 235V233H92V234H90L89 235V237H88V239H92V238H94L95 236ZM192 237V236H191ZM87 239V240H88ZM242 239V240H241ZM264 240V239H263ZM119 241V242H118ZM117 241V243L115 242L114 243V245H111V246H109V247H104V248H101V249H96V250H92V252H89L87 255H85V256H83V257H80V258H78V259H75V260H73V261H71V263H68V264H144V261H145V259H144V257H143V253H145L144 252V250L142 249V247H141V245L139 244V243H133V242H130V241H123V242H121L120 240H118ZM243 243H242V242ZM242 243V244H241ZM175 246H176V249H177V247H178V241H177V238L175 237ZM182 245L183 246H185L184 245V243H182ZM243 247V246H245V247H247V248H240V247ZM186 247V246H185ZM208 248V244H207V242H204V249H207ZM239 248H240V250H239ZM187 249V248H186ZM189 250V249H188ZM222 250H227V251H222ZM239 250V251H238ZM150 251V250H149ZM147 252L146 251V255H145V257H147L148 255H150V252ZM189 251H191L192 252V250H189ZM95 252V253H94ZM96 252L98 253V255L96 254ZM142 252V253H141ZM178 252V251H177ZM177 252H176V254H177ZM139 253H140V255H139ZM218 253V254H217ZM221 253H222V255H221ZM97 255V256H96ZM178 255V254H177ZM214 256V257H213ZM179 257V256H178ZM79 259H80V261H79Z\"/></svg>",
  "mask_w": 264,
  "mask_h": 264
},
{
  "label": "built area",
  "instance_id": "2783aa9c",
  "mask_svg": "<svg viewBox=\"0 0 264 264\" xmlns=\"http://www.w3.org/2000/svg\"><path fill=\"white\" fill-rule=\"evenodd\" d=\"M256 186L253 177H246L237 182L225 185L216 191V204L223 208L224 215L216 220L214 227H196L192 230L193 242L210 239L214 228L218 229L219 245H223L226 249L231 248L234 242H238L239 237L231 235L230 227L233 223V215L236 214L240 218V227L244 231H264V224L257 225L255 217L264 219V209L255 206L253 203L246 200L245 190ZM177 224L179 220L176 219ZM182 230L176 235L178 241V256L181 264H218L224 263L227 258L210 259L208 254L204 252L202 247L189 251L182 245ZM191 234V236H192ZM210 247L213 250V243L209 241Z\"/></svg>",
  "mask_w": 264,
  "mask_h": 264
},
{
  "label": "crops",
  "instance_id": "0c3cea01",
  "mask_svg": "<svg viewBox=\"0 0 264 264\" xmlns=\"http://www.w3.org/2000/svg\"><path fill=\"white\" fill-rule=\"evenodd\" d=\"M255 221L257 222V225H263L264 224V219H261L260 217H255ZM183 229H188V226H183ZM192 237H193V234H192ZM184 240L185 241H190L189 233H187L185 235V239ZM210 240L212 241V237H210V239L207 238V239H204V240H201V241H198V242L194 241V247L195 248L202 247L204 249V242H207L208 248L204 249V252L210 253L212 251V248L210 247V244H209ZM220 246H223V245H220ZM218 264H232V258L227 259L224 263H218Z\"/></svg>",
  "mask_w": 264,
  "mask_h": 264
}]
</instances>
